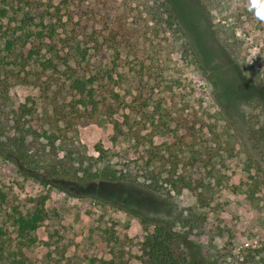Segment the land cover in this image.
<instances>
[{"label":"rangeland","instance_id":"obj_1","mask_svg":"<svg viewBox=\"0 0 264 264\" xmlns=\"http://www.w3.org/2000/svg\"><path fill=\"white\" fill-rule=\"evenodd\" d=\"M59 1L0 0V9L6 11L0 23L10 27L22 23L33 31L45 26L46 30L50 23L65 19L56 22L44 12ZM67 1L70 9L87 10L81 14L82 22L96 23L97 27L126 23L131 31L133 46L123 51L122 67L118 68L123 78L114 73L111 81V89L121 95L128 108L120 109L113 119L129 113L144 123L141 132L149 133L154 143L169 141L171 134L168 130L149 132L151 120L173 127L179 114L200 119L204 128L201 140L215 154L208 166L189 168V173L203 182L210 201L197 209L205 220L201 233L192 236L202 254L216 264H235L251 253L254 264H264V155L254 148L249 133L250 128L264 129V0ZM169 9L175 20L169 18ZM226 35L228 51L221 43ZM62 36H54L55 52L49 49L51 43L45 42L41 54L66 57L72 67L82 63L77 44L63 46ZM34 42L29 40L23 51L34 49ZM91 45L85 44L88 48ZM0 55L1 68L10 67L12 57L4 56L5 52ZM139 56L144 60L142 68ZM57 68L59 72L47 74L53 73L55 80L61 79L59 83L65 78L66 85L69 72L63 65ZM10 81L8 95L13 109L26 105L36 108L38 117L45 109L50 113L40 87ZM134 105L142 113L129 112ZM34 122L35 127L41 126V121ZM114 134L111 120L99 115L77 125L64 141L81 144L95 156L97 149H102L114 168L128 172L135 167L138 152ZM3 153L1 150L0 226L8 232L0 239L1 246H20L29 258L24 264H140L141 244L153 231L151 224L145 226L137 217L94 198L67 195L25 177ZM41 195L46 196L45 219L32 234L35 242L25 248L11 216L16 211H30L34 199ZM194 204V197L184 191L159 204H144L141 212L170 220L175 208Z\"/></svg>","mask_w":264,"mask_h":264},{"label":"trees","instance_id":"obj_2","mask_svg":"<svg viewBox=\"0 0 264 264\" xmlns=\"http://www.w3.org/2000/svg\"><path fill=\"white\" fill-rule=\"evenodd\" d=\"M51 6V11L44 10L50 19L56 22L65 19L63 23H50L46 30L45 26L33 31L29 25L22 27V23L15 27L0 23V52L12 57L10 67L1 68L0 65V151L25 177L67 195L94 198L137 217L145 226L151 224L153 231L141 244L140 264H216L202 254L192 239L201 233L205 220L204 214L197 209L208 206L210 201L203 182L192 176L189 168L208 166L214 154L213 148L201 140L204 128L200 119L179 114L173 127L165 121L151 120L149 132L168 130L171 134L169 141L158 143L152 142L149 133L141 132L144 123L135 121L129 113L123 112L121 119H113L114 114L128 106L121 95L111 89V81L114 73L123 78L124 73L118 68L122 67L123 51L133 46L130 29L126 23H116L114 27L104 23V27H97L96 23L82 22L81 14L87 10L70 9L67 0ZM62 8L63 12L60 11ZM5 13V9H0V20ZM168 15L175 20L171 9ZM60 34H63L59 38L63 46L72 48L71 43L77 44V55L80 54L82 63L77 62L72 67L66 57L55 53L41 54L45 42L51 43V52L56 51L52 42L54 36ZM226 39L227 35L221 43L228 51L230 43ZM29 40H36V45L24 52ZM80 44L84 47H79ZM85 44L92 45L88 48ZM109 56L110 60L105 61L104 58ZM143 61L139 56L140 68L144 66ZM57 65L65 66V71L69 72L66 85L65 78L59 83L61 79L57 81L53 73L47 74L48 71L59 72ZM10 80L40 87L43 100H47V103L43 101L44 106L50 105V113L45 109L38 117L36 108L26 105L13 109L8 95ZM130 111L142 113L135 105L129 107ZM99 115L111 120L115 137H123L138 152L136 165L128 172L114 168L102 149H97L99 153L95 156L87 153L81 144L64 141L67 133L75 132L77 125L93 121ZM34 121H41V126L35 127ZM260 131L264 132V129L250 128L249 133L254 148L264 155V135H259ZM138 160L141 163L138 164ZM184 191L194 197L195 204L175 208L170 220L152 218L141 212L144 204H159ZM45 199L46 196L41 195L34 199L30 211H16L11 216V224L25 248L35 242L32 234L45 219ZM7 232V227L0 226V239ZM28 261L20 246L13 249L0 245V264ZM254 261V255L248 253L235 264H254Z\"/></svg>","mask_w":264,"mask_h":264}]
</instances>
